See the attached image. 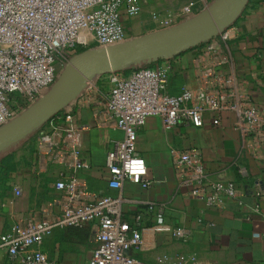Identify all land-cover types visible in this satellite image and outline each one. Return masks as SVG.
<instances>
[{"label": "built area", "instance_id": "2783aa9c", "mask_svg": "<svg viewBox=\"0 0 264 264\" xmlns=\"http://www.w3.org/2000/svg\"><path fill=\"white\" fill-rule=\"evenodd\" d=\"M209 4L189 0L179 16L190 19ZM139 11L134 0H0V128L41 99L79 49L106 48L128 40L122 14ZM173 25L171 20L163 23L164 29ZM238 34L232 23L202 43L192 59L194 85L177 92L170 90L167 67L159 65L85 80L33 138L37 168L46 172L58 165L61 170L51 183L52 201L19 217L10 231L0 235V248L9 258L19 264H57L43 251L44 239L55 229L88 225L94 245L88 264H146L132 255L142 243V215L129 220L122 197L99 195L81 174L89 167L83 157V133L89 127L79 123L78 110H89L95 127L121 133L110 140L105 156L108 189L121 190L125 182L151 187L145 160L136 151L137 133L150 117L158 119L163 129H171L202 127L205 115L218 126L222 115L231 113L243 150L259 158L264 148V110L253 103L249 81L224 70L229 63L224 45ZM169 152L176 184L186 190V197L222 207L227 199L240 196L232 181L207 178L200 149ZM254 211L260 213L256 207ZM172 236L180 242L190 239L181 226L172 230ZM254 236L264 238V233ZM161 262L196 264L197 256L166 254Z\"/></svg>", "mask_w": 264, "mask_h": 264}, {"label": "crops", "instance_id": "0c3cea01", "mask_svg": "<svg viewBox=\"0 0 264 264\" xmlns=\"http://www.w3.org/2000/svg\"><path fill=\"white\" fill-rule=\"evenodd\" d=\"M134 1L140 11L122 14L129 39L164 29L165 20L172 24L186 20L179 15L189 0ZM197 1L202 5V0ZM234 23L239 34L224 45L229 57L224 70L247 79L253 103L264 110V0H248ZM199 46L154 62L167 67L171 92L194 85L192 59ZM75 113L79 123L89 127L83 133V157L89 167L81 172L88 187L99 195L122 197L123 213L129 220L142 215V243L132 251L134 258L146 264H162L163 255L194 253L196 264H264V238L254 236L264 233V148L259 158L245 153L240 135L233 129L231 113L223 114L218 126L205 115L202 127L178 125L171 129H163L154 117L148 118L137 133L136 151L145 160L151 187L142 189L125 182L121 190L108 189L105 169L110 140L120 138L121 133L95 127L87 109ZM32 142L25 139L14 143V169L6 181L0 179V235L10 231L19 217L38 212L55 196L51 183L61 167L39 170ZM190 147L201 150L208 179L232 181L240 196L227 199L222 207L186 197V190L176 184L169 150ZM177 226L189 232L187 242L173 238L172 230ZM93 248L88 225L55 229L42 245L57 264H88ZM0 264L19 262L0 248Z\"/></svg>", "mask_w": 264, "mask_h": 264}, {"label": "water", "instance_id": "95a60500", "mask_svg": "<svg viewBox=\"0 0 264 264\" xmlns=\"http://www.w3.org/2000/svg\"><path fill=\"white\" fill-rule=\"evenodd\" d=\"M248 0H214L181 23L106 47L76 53L56 83L37 102L0 128V150L61 111L85 80L147 60L180 53L214 37L240 16Z\"/></svg>", "mask_w": 264, "mask_h": 264}, {"label": "trees", "instance_id": "16d2710c", "mask_svg": "<svg viewBox=\"0 0 264 264\" xmlns=\"http://www.w3.org/2000/svg\"><path fill=\"white\" fill-rule=\"evenodd\" d=\"M202 43L194 46L197 47L199 45H201ZM193 48V47H192ZM82 49L78 52H81ZM161 58H157L154 60H147V61H143L134 65H130V66H125L124 68H122L124 73H129L130 71L134 70V69H138V68H145V67H151L154 65V62L160 60ZM32 131H30L29 133L25 134L24 136H22L21 138L17 139L16 141H14L12 144L8 145L7 147H5L4 149L0 150V179L1 181H6L7 179V175L10 171H12L14 169V163L12 161L13 159V145L15 142L18 141H23L25 139H31Z\"/></svg>", "mask_w": 264, "mask_h": 264}, {"label": "rangeland", "instance_id": "374dc122", "mask_svg": "<svg viewBox=\"0 0 264 264\" xmlns=\"http://www.w3.org/2000/svg\"><path fill=\"white\" fill-rule=\"evenodd\" d=\"M42 125H43V123L38 125L36 128H34L32 130V133H31V136H30V138H31L30 140H32L34 138V136L36 135V133L42 128Z\"/></svg>", "mask_w": 264, "mask_h": 264}]
</instances>
